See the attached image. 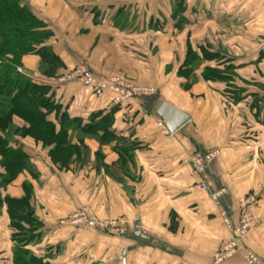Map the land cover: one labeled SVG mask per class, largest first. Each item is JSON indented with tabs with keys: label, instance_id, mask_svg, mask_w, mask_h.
Masks as SVG:
<instances>
[{
	"label": "crops",
	"instance_id": "obj_1",
	"mask_svg": "<svg viewBox=\"0 0 264 264\" xmlns=\"http://www.w3.org/2000/svg\"><path fill=\"white\" fill-rule=\"evenodd\" d=\"M22 2L53 32L47 45L62 62L58 76L86 65L100 80L118 76L156 92L115 105L110 93L95 97L76 81L44 78L40 57L23 59L24 75L47 79L71 120L86 125L94 114L115 109V139L102 142L70 129L81 152L66 170L42 144L18 139L33 171L0 188V264H15L18 242L6 199L29 194L25 184L40 227L23 248L44 264H212L232 238L224 215L237 225L240 200L250 196L257 224L243 247L264 260V1L184 0L176 19L177 0ZM189 49L198 59L187 68ZM229 67L228 81L202 75ZM163 104L190 118L174 134L159 126ZM49 119L59 127L55 114ZM213 150L220 155L207 170L211 190L201 192L190 157ZM86 207L97 220L124 221L126 233L68 223ZM223 264L247 263L239 252Z\"/></svg>",
	"mask_w": 264,
	"mask_h": 264
},
{
	"label": "trees",
	"instance_id": "obj_2",
	"mask_svg": "<svg viewBox=\"0 0 264 264\" xmlns=\"http://www.w3.org/2000/svg\"><path fill=\"white\" fill-rule=\"evenodd\" d=\"M177 1L173 14L175 19L186 10L184 0ZM182 20H178V27H181ZM52 36L47 24L22 0H0V167L4 169L0 175V188L8 186L21 174L33 171L29 156L18 146L19 138H31L42 144L48 150L52 163L62 170L68 169L73 156L80 157L81 152L71 144L70 129L80 130L102 142L115 139L111 131L115 109L105 115L96 113L89 124L83 125L82 121L71 120L65 112L62 113L61 106L52 98V86L47 79H58L57 73L62 67L59 57L47 45ZM31 55L40 57V73L47 78L46 82L32 81L18 73L17 69L23 67V59ZM197 59L189 49L185 66L190 68ZM226 70L224 73L209 68L202 75L207 81H228L230 77L226 75L232 73L233 68ZM51 114L56 115L59 127L49 119ZM100 132L103 133L101 136ZM24 188L29 194L22 199H6L11 227L15 232L13 238L19 245L13 261L15 264H44L23 248V243L34 238V232L40 227L32 213L31 187L25 184Z\"/></svg>",
	"mask_w": 264,
	"mask_h": 264
},
{
	"label": "built area",
	"instance_id": "obj_3",
	"mask_svg": "<svg viewBox=\"0 0 264 264\" xmlns=\"http://www.w3.org/2000/svg\"><path fill=\"white\" fill-rule=\"evenodd\" d=\"M264 1V0H263ZM264 4V3H263ZM18 73L24 74L22 68H18ZM78 82L84 88L89 89L95 97H102L107 93L114 96L113 102L115 105H122L130 103L132 100L144 96L153 95L156 90L151 87L137 86L131 82L126 81L118 76L112 77L107 80H100L96 77L94 72L86 65H81L68 71L65 75L57 79V83H71ZM159 126L163 128L160 123ZM220 155L219 150L209 151L203 154H195L190 160L193 168V173L202 178V184L199 186L201 192H210L211 183L208 178V168L210 164L217 159ZM226 190L214 193L212 197L215 200L220 199ZM256 199L253 196L246 197L240 200L241 216L237 225H233L232 221L224 215V223L231 231L232 238L225 242L212 257V264H223L228 259L232 258L239 252L243 253V258L247 264H264V260L253 251L243 247L244 241L249 236L250 232L257 224V218L253 213V206ZM68 223L84 224L86 227L93 230L110 232L113 234L121 235L126 233L124 221H101L89 215V209L84 208L77 212Z\"/></svg>",
	"mask_w": 264,
	"mask_h": 264
},
{
	"label": "water",
	"instance_id": "obj_4",
	"mask_svg": "<svg viewBox=\"0 0 264 264\" xmlns=\"http://www.w3.org/2000/svg\"><path fill=\"white\" fill-rule=\"evenodd\" d=\"M158 118L161 119L167 134H174L189 122L190 118L175 109L174 107L163 104L157 114Z\"/></svg>",
	"mask_w": 264,
	"mask_h": 264
},
{
	"label": "rangeland",
	"instance_id": "obj_5",
	"mask_svg": "<svg viewBox=\"0 0 264 264\" xmlns=\"http://www.w3.org/2000/svg\"><path fill=\"white\" fill-rule=\"evenodd\" d=\"M71 1L74 2V1H78V0H71ZM102 20H103V21H106V20L108 21V20H109V17H106V18L104 17ZM112 23H115V25H119V27H123V28H126V27H127V26L124 27V26L121 24L120 21H113ZM130 24H131V23H130ZM196 57H197V56H196ZM22 69H23V68H22ZM23 71H24V70H23ZM66 73H67V72H66ZM66 73H65V74H66ZM65 74H64V75H65ZM62 76H63V75H62ZM62 76H60V77H62ZM60 77H59V78H60ZM120 78H122V77H120ZM123 79H125V78H123ZM125 80H126V79H125ZM126 81H128V80H126ZM128 82H129V81H128ZM86 208H87V207H86ZM88 209H89V208H88ZM18 246H19V245H18ZM18 246H17V247H18Z\"/></svg>",
	"mask_w": 264,
	"mask_h": 264
}]
</instances>
